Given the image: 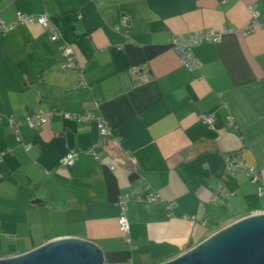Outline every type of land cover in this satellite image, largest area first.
<instances>
[{
	"label": "crops",
	"instance_id": "1",
	"mask_svg": "<svg viewBox=\"0 0 264 264\" xmlns=\"http://www.w3.org/2000/svg\"><path fill=\"white\" fill-rule=\"evenodd\" d=\"M19 14L49 15L80 70L64 69L62 41L38 24L0 34V259L72 238L96 245L105 264H165L264 215V0H0L6 23ZM206 31L228 33L195 48L201 68L189 71L171 42ZM81 74L88 88L73 90ZM40 110L93 114L114 136L64 115L29 127ZM69 153L79 159L61 169ZM236 157L244 171L230 168ZM220 187L229 197L215 203Z\"/></svg>",
	"mask_w": 264,
	"mask_h": 264
},
{
	"label": "built area",
	"instance_id": "2",
	"mask_svg": "<svg viewBox=\"0 0 264 264\" xmlns=\"http://www.w3.org/2000/svg\"><path fill=\"white\" fill-rule=\"evenodd\" d=\"M248 10L251 13V15L255 16V5H249ZM32 24H38L40 25L44 30L48 31L50 34V39L52 42H59L61 43V53L65 59V70H80V67L76 61L75 58V51L71 44L67 43L63 40L62 34L60 30L51 25V19L50 16L45 15H25V14H19L16 21L8 24L6 23L1 17H0V34L2 35H8L11 32H13L18 26L23 25H32ZM129 26V21L125 17H123L120 21V25L118 26V30L121 29H127ZM264 28V27H263ZM255 32V25L252 26L248 31L244 32V36H249L250 34ZM228 32L225 31L224 33H217L214 31H206V32H199V33H192L186 36L177 37L171 42V47L174 50V52L180 57L183 66L188 69L189 71L196 72L199 71L201 66L197 58L195 57L193 50L197 47H200L201 45L205 43H219L223 40V37ZM86 89L88 88L87 83L85 82V79L83 75H80V80L77 83V85L74 86L73 90L78 89ZM64 114L58 113L55 111L47 112V111H37L31 116H29L26 120V124L34 129H42L45 126H47L50 123V120L53 116H63ZM68 119L77 120L79 122H91L95 121L98 126L99 133L102 138L109 139L114 136V130L109 127L102 119L96 118L93 114L87 113L86 115H74V114H65L64 115ZM200 121L204 123L206 126L213 128L215 124V116L213 114H201L200 115ZM10 125L12 127H18V124L13 120L10 119ZM21 140H19L20 142ZM88 154L93 156L96 160H100L99 155L95 151V148H90L88 150ZM79 159L78 153H69L65 157H63L59 163L61 169H71L73 168L77 161ZM133 163L135 164V159H132ZM230 168L231 167H237L241 171H244V167L242 165V162L240 160V157H236L232 159L229 163ZM109 168L111 170H114L115 167L113 165H110ZM247 175L252 179V181L255 183L259 181L260 175L258 171L254 168H250L247 170ZM259 195L263 196L264 192L263 189L259 190ZM229 197L228 194L225 193V191L218 189V191L215 193L213 197V201L216 203L219 200H227ZM149 202H156L157 195L151 194L148 199ZM128 202L129 197L127 195H123L119 199V208H120V230L123 234V236L126 238L127 242L130 241V224L127 218V210H128Z\"/></svg>",
	"mask_w": 264,
	"mask_h": 264
},
{
	"label": "water",
	"instance_id": "3",
	"mask_svg": "<svg viewBox=\"0 0 264 264\" xmlns=\"http://www.w3.org/2000/svg\"><path fill=\"white\" fill-rule=\"evenodd\" d=\"M0 264H105L102 251L79 239L51 242ZM165 264H264V215L246 217Z\"/></svg>",
	"mask_w": 264,
	"mask_h": 264
},
{
	"label": "trees",
	"instance_id": "4",
	"mask_svg": "<svg viewBox=\"0 0 264 264\" xmlns=\"http://www.w3.org/2000/svg\"><path fill=\"white\" fill-rule=\"evenodd\" d=\"M15 30H16V29H15ZM15 30H14V31H15ZM11 33H12V32H11ZM48 33H49V32H48ZM50 40H51V39H50Z\"/></svg>",
	"mask_w": 264,
	"mask_h": 264
}]
</instances>
